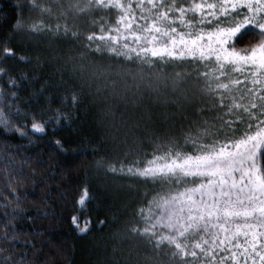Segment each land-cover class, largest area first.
<instances>
[{"label": "trees", "instance_id": "trees-1", "mask_svg": "<svg viewBox=\"0 0 264 264\" xmlns=\"http://www.w3.org/2000/svg\"><path fill=\"white\" fill-rule=\"evenodd\" d=\"M154 2L158 6L161 0ZM163 2L167 5L172 0ZM176 2L187 9L193 0ZM45 3L49 16H41L38 0H0V68L7 73L0 74V121L6 119L12 128L19 129L5 131L0 123V264H262L253 252L251 231L244 227L243 217L231 218L234 222L224 224L228 231L211 225L205 231L200 222L198 234L189 235L188 239L179 237L178 242L189 252L194 244H201L205 251L195 249L196 257L173 258L174 246L167 241L157 250L154 242L150 244L131 231L143 230L156 222L160 215L156 202L161 196L175 195L192 185L134 175L128 169L148 167L149 162L164 156L165 149L158 145H163L169 136L183 145L182 151L191 152V145H184L189 131L195 135L196 128L204 127L205 121L221 127L215 120L217 116L238 119L225 115L228 110L221 107V97L227 105L232 104L233 98L247 103L252 97L246 87H255L257 92L264 87L253 86L246 74L230 71L227 79L220 76L214 57L211 61L202 60L199 51L194 56L189 54L190 44L186 47L179 43L182 33L188 41L203 35L204 40L198 44L207 45L208 35L217 28L228 27L235 14L230 11L225 17L216 10L213 19L205 8L203 13L186 12L181 23L179 12H169V20L164 23L174 21L171 26L176 33L165 36L149 31L153 18L165 9L154 8L148 0L91 3V15L78 19L66 14L59 3ZM238 11L242 15L236 19L252 15L246 8ZM209 19L212 24L207 23ZM157 25L161 21L157 20ZM258 31L252 26L244 30L236 43L237 51L257 44ZM89 36L93 37L91 41ZM171 37L177 40L175 47ZM107 44L117 48L127 44L129 49L141 53L140 59H136V53L128 61L94 51ZM5 46L15 54L4 58ZM165 47L173 52L172 57L151 55V49ZM142 49H149L146 56L154 67L141 62L145 58ZM94 63H102L109 74L100 94L96 92L97 84L87 79L88 67ZM141 69L143 81L139 78ZM157 69L166 73L169 83L176 73L186 75L182 87L190 100L182 114L176 105L165 104L162 96L158 98L147 91V81L155 78ZM216 76L223 83L236 79L243 83L230 85L228 91L216 89ZM137 84L143 90L142 97L133 95ZM209 85L211 92L197 91ZM112 89L124 98L113 96ZM165 91L169 100L175 98L170 89ZM242 94L245 99L240 101ZM147 115L151 116L150 123ZM133 119L141 125L134 136L127 134L125 125ZM33 123L43 126L44 131L36 132ZM245 128L246 124H239L237 138ZM20 131L25 135L21 136ZM161 162L156 160L157 164ZM110 167L117 171H108ZM205 199L211 202L209 197ZM149 212L151 220L146 223ZM212 220L215 222V217ZM155 231L156 239L175 235L161 225ZM193 231L189 229L190 233ZM261 245L264 237L256 240V251L264 254Z\"/></svg>", "mask_w": 264, "mask_h": 264}, {"label": "snow or ice", "instance_id": "snow-or-ice-1", "mask_svg": "<svg viewBox=\"0 0 264 264\" xmlns=\"http://www.w3.org/2000/svg\"><path fill=\"white\" fill-rule=\"evenodd\" d=\"M89 3L103 4L104 0H89ZM148 3L154 8L165 9L163 12H158V15L153 18L149 29V31L162 33L165 36H168L169 32L176 33V28L171 26L174 21L164 23L169 20V12H179L181 23H184L186 12L195 13L199 11L203 13L205 8L208 9L207 15L213 19H216L217 16L216 10H219L225 17L229 15L230 11L234 13L235 15L228 27L217 28L216 31L208 35L207 45L198 44L204 40L203 35H196L194 39L188 41L184 39L182 33L179 43L186 47L190 44L189 54L194 56L199 51V57L202 60L211 61L214 57L217 71H219L220 76H224L226 79L229 72L234 71L250 76L253 86L264 84V0H217V3H196L193 0L187 9L177 3L176 0H172L167 5L161 0L158 6L154 0H148ZM116 6L122 7L119 4ZM240 8H246L252 15L244 14L241 19H236L242 15L238 11ZM83 10L81 9V11ZM157 20L161 21L160 26L157 25ZM201 22H204V17L201 18ZM212 22V19L207 21L208 24H212ZM249 26L259 30L255 35L260 37V41L254 46L237 51L238 38L244 35V30ZM88 39L91 41L93 37L89 36ZM99 39L103 41L104 37ZM171 43L175 47L177 44L175 37H171ZM3 51L4 58L15 54L7 46ZM94 51L101 56L105 52L111 53L115 57H124L128 61L133 60L132 53H136V59H140L141 56V53L137 52L136 49H129L127 44H124L122 48L114 47L111 44H107L105 48L97 46ZM141 51L145 53V58L141 62L148 64L150 68L154 67L152 61L146 56L149 49H142ZM165 54L169 57L173 56V52L167 47L151 49L153 57H163ZM183 55L184 53H181V56ZM20 59L23 61L24 57H20ZM143 71V69L140 70L139 78L141 81L144 80ZM84 72L82 66V78ZM0 74L6 75L7 73L3 68H0ZM108 75V71L102 63L91 64L87 70V79L89 82L97 84L96 92L98 94L102 93L106 87ZM153 75L155 78L148 80L146 84L149 94H156L158 98L162 96L165 104L170 102L176 105L182 114L184 105L190 100L187 90L182 87L186 82V75L176 73L171 78V83H169L170 78L162 69H157ZM207 75V73L204 74L205 78ZM215 80L216 89H224L225 91L230 89V85L235 86L243 83L239 79L223 83L219 76H216ZM11 83L15 85L14 80H11ZM168 89L171 90L174 99L169 100L168 93L165 91ZM197 91L207 94L212 89L209 85L208 88L197 89ZM246 93L252 97L247 103H238L233 98L232 104L227 105L223 103V97H221V107L228 110L225 115H233L238 119L226 120L223 116H217L215 120L219 121L221 127L215 128L213 123L205 121L204 127L196 128L195 135L191 134V131L185 135L184 145H191V152L182 151L183 145L179 144L175 137L169 136L163 145H158V147L165 149L164 156L149 162L150 166L148 167L137 168L135 171L132 168L128 169V172L134 175L152 177L153 179L159 177L165 182L171 181L178 185H192L185 187L183 192L178 191L175 195L161 196L160 201L156 202V206L160 209V215L156 218V222L143 230L132 228L131 231L134 235L138 234L144 237L150 244L154 242V248L157 250L167 241L169 245L174 246L173 258L188 255L196 257L195 249L199 248L201 252L205 251L201 244H194L193 250L189 252L185 245L178 242L179 237L188 239L189 235L198 234L201 231L200 222H203V230L205 231L209 225L212 227L219 226L224 231H228L227 228L223 227L224 224L234 222L231 218L243 217L244 227L251 231L250 243L253 252L260 257L262 264H264V254L256 251V240L259 237H264V231H257L258 228L264 229V87L260 88L259 92L256 91L255 87H246ZM111 94L121 99L124 98V95L115 89H112ZM138 94L141 97L143 95V90L139 84H137V93H133V95L137 96ZM73 99L74 102H77L76 97ZM244 99L245 95L242 94L240 101ZM146 120L150 123L151 116L147 115ZM0 123L4 124L5 131H19V129L12 128L6 119ZM240 123L246 124V128L243 135L237 138L236 133L239 131ZM233 124H236L237 127L233 128ZM125 125L129 135L134 136L137 131L141 130L140 122L135 119L130 125L125 122ZM32 127L36 132L44 131L43 126L37 123H33ZM146 129L147 125H145ZM20 135L23 136L25 133L20 131ZM57 143L60 146L59 142ZM156 160L162 162L157 164ZM108 171L115 173L117 169L110 167ZM216 189H219L218 194ZM197 194H199L198 198ZM206 196L211 202L205 199ZM185 208L187 209L186 213ZM142 212L143 210H141ZM151 215L149 212V216L145 218L146 223L151 220ZM213 217H215V222L212 220ZM221 221L223 223H220ZM73 222H76L75 217ZM101 223L104 222L101 221ZM157 225L167 228L170 233L174 232L175 235H160L156 239L155 229ZM189 229L194 231L190 233ZM247 234L245 232V235ZM220 243L223 244L224 241L221 240ZM261 247L264 248V245ZM129 264H138V261H130Z\"/></svg>", "mask_w": 264, "mask_h": 264}, {"label": "rangeland", "instance_id": "rangeland-1", "mask_svg": "<svg viewBox=\"0 0 264 264\" xmlns=\"http://www.w3.org/2000/svg\"><path fill=\"white\" fill-rule=\"evenodd\" d=\"M40 2L38 7L39 13H41V16H49V13H47V3L46 0H38ZM48 3L51 5H55V3L61 4V6H64L65 11H67L66 14H68L71 17L74 18H81V17H89L91 15L92 8L89 7L90 3L89 0H48ZM61 9V7H59ZM81 9H84L81 11ZM65 14V15H66Z\"/></svg>", "mask_w": 264, "mask_h": 264}]
</instances>
